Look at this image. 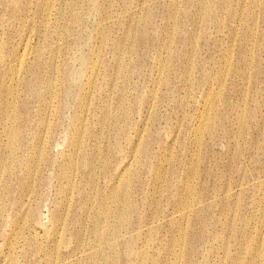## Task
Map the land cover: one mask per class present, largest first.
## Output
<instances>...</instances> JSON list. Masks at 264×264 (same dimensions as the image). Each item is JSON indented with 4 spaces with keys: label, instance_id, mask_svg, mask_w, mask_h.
Instances as JSON below:
<instances>
[{
    "label": "rangeland",
    "instance_id": "374dc122",
    "mask_svg": "<svg viewBox=\"0 0 264 264\" xmlns=\"http://www.w3.org/2000/svg\"><path fill=\"white\" fill-rule=\"evenodd\" d=\"M75 1L0 6V34H12L0 36L3 54L27 40L32 62L41 45L56 92L71 50L79 71L61 127L49 96L44 128L19 131L30 108L19 109V87L5 109L13 81L0 66V120L12 117L0 127L12 129L0 137V264H264V0ZM36 135L43 158L32 171ZM123 159L129 179L119 181ZM110 187L126 191L130 213L115 214V240L98 243L89 219L115 209Z\"/></svg>",
    "mask_w": 264,
    "mask_h": 264
},
{
    "label": "bare ground",
    "instance_id": "6f19581e",
    "mask_svg": "<svg viewBox=\"0 0 264 264\" xmlns=\"http://www.w3.org/2000/svg\"><path fill=\"white\" fill-rule=\"evenodd\" d=\"M75 1V0H74ZM122 1V0H121ZM125 2V1H124ZM128 2V1H127ZM144 2V1H143ZM149 2V1H148ZM21 3V2H20ZM74 3V2H73ZM75 3L77 4V2L75 1ZM114 3V2H113ZM114 4H116V3H114ZM143 4V3H142ZM4 5H5V2H4V0H0V6H1V8L2 7H4ZM75 5V4H74ZM118 5V4H117ZM129 5V4H128ZM147 5V4H146ZM114 6H116V5H114ZM113 6V7H114ZM76 7V6H75ZM127 7H129V6H127ZM127 7H125L126 9H127ZM131 7V6H130ZM144 7H145V4H144ZM129 9V8H128ZM134 9V8H133ZM75 10V9H74ZM19 11V10H18ZM129 11V10H128ZM2 12L3 11H1L0 12V20H1V16H2ZM4 13V12H3ZM72 13V12H71ZM126 13V12H125ZM132 13V12H131ZM136 13V12H135ZM103 14V13H102ZM72 15V14H71ZM104 15H106V14H104ZM109 15V14H108ZM130 15V14H129ZM132 15V14H131ZM134 15V14H133ZM73 16V15H72ZM72 16H70V17H72ZM140 16V15H139ZM231 16V15H230ZM21 17V16H20ZM23 17H25V15L24 16H22V18H19L18 20H16L18 23H20L21 21L20 20H22V19H24ZM100 17V16H99ZM136 17V16H135ZM141 17V16H140ZM103 19V18H102ZM110 19H112V18H110ZM143 19V18H142ZM134 20V19H133ZM133 20H132V22H133ZM141 21V20H140ZM74 22V21H73ZM136 22V19L134 20V22L133 23H135ZM70 23V22H69ZM74 24V23H73ZM69 25H71V24H69ZM136 25V24H135ZM3 26V24H0V28ZM16 28H17V26H16V24H13V25H11V30L14 32V33H16ZM133 28V27H132ZM131 28V29H132ZM134 29V28H133ZM68 32V31H67ZM105 32V31H104ZM132 32V31H131ZM111 34H113L112 32H111ZM123 34H125V33H123ZM0 36H2V37H5V38H7V39H9L10 40V37L12 36V34L9 36V34H8V30H7V32H3L2 34H0ZM70 36V35H69ZM76 36V35H75ZM73 37V36H72ZM103 37V36H102ZM71 38V37H70ZM13 40V39H12ZM74 40V39H73ZM26 41V43L24 44V47H23V52L21 53V54H18L17 53V55H16V52L14 51V49H13V46H12V49H11V51L8 53V55H6V54H3L1 51H0V66H5V68H4V80H6L7 78H9V77H11L12 79H11V81H13V85L12 86H7V94H8V100H6V102H5V109H8V111H11V110H14V109H16V105L18 104V102H17V92L15 93V91L14 90H18V88L20 87V88H23V90H22V92H23V96H24V98L21 100V103H20V108L19 109H21L22 111H25V110H27V109H29L30 108V112L27 114V115H25V117L23 118V120H22V127H21V125L18 127V130L20 131V130H25V129H27V128H30L31 130L32 129H34L35 131L36 130H38V131H40V130H42V128H44V126H45V120H44V116H45V112L47 113V111H46V105L48 104V102H47V99H48V97L49 96H51V100H53V99H60V102H59V108H58V113H59V116H60V118L58 119V122H56L58 125H60V127H61V125L62 124H60L61 122H62V117H63V111H64V109H65V107H66V103H67V100H65L66 99V95H68V93H69V90H70V88H71V86H73L72 84H74V85H76V81H77V79L79 78V71H77L75 68H74V63H75V61H77V56H76V49L75 50H71V56L68 58H66V61H65V67H63V70L60 72V78H59V84H60V89H59V92H56V88L54 87V89H52V87L53 86H55V84L51 87V84H53L52 82H53V74H54V71H56V72H58V68H57V70H54V66L53 65H55V64H52L51 62L50 63H45V64H43V61L44 60H42L41 59V45H38L37 46V48H35V50H36V59L35 60H33L32 62H29L28 61V58H29V55L30 54H34L33 53V50H32V48H30L29 47V41H27V40H25ZM103 42V41H102ZM19 45V44H18ZM69 45V44H68ZM71 45V44H70ZM69 45V46H70ZM125 47V46H124ZM70 50V49H69ZM112 51V50H111ZM110 51V52H111ZM132 52V51H131ZM68 53V52H67ZM93 53V52H92ZM12 55V57L14 58L13 60H11L10 59V57L9 56H11ZM69 56V55H68ZM55 58V57H54ZM53 60V59H52ZM123 60V59H122ZM55 61V60H54ZM53 61V62H54ZM97 62V61H96ZM100 62V61H99ZM123 62H126V64H127V61L124 59V61ZM122 63V62H121ZM109 64V63H108ZM124 64V63H123ZM89 65V64H88ZM104 65V64H103ZM113 66H115V65H113ZM107 67V66H106ZM112 67V66H111ZM117 67H118V65H117ZM121 68H123L122 66H120ZM125 67V66H124ZM127 67V66H126ZM116 68V67H115ZM105 69V68H104ZM107 70V69H106ZM121 70H123V69H121ZM89 71L91 72V75H89V77H88V79H87V81H86V83L83 85L84 86V88L86 89V94H89L91 97H93V95L94 94H92V91H93V89L95 88V86H96V80L94 79L95 78V76H92V73H94V67L93 66H91V67H89ZM123 71H125V70H123ZM55 72V73H56ZM89 73V72H88ZM128 73V72H127ZM126 73V74H127ZM124 74H125V72H124ZM57 75V74H56ZM55 75V76H56ZM87 75V74H86ZM119 75H120V71H119ZM125 76V75H124ZM123 76V77H124ZM84 77H85V75H84ZM58 78V77H57ZM128 78V77H127ZM97 79V78H96ZM125 79V78H124ZM126 80V79H125ZM79 81V80H78ZM54 82H56V81H54ZM80 82V81H79ZM136 88V87H135ZM138 88V87H137ZM19 91V90H18ZM21 91V90H20ZM94 92V91H93ZM21 94V93H20ZM85 94V95H86ZM28 96V97H27ZM10 97V98H9ZM80 97H81V95H80ZM28 98V99H27ZM29 98H31V100L33 99V98H36L37 100H38V102H39V105L38 106H33L32 105V102H30L29 101ZM87 98V96H85L84 97V99H86ZM81 99V98H80ZM123 100V99H122ZM37 102V103H38ZM50 103V102H49ZM84 103V102H83ZM83 103L81 102V104L79 103V105L80 106H82L83 105ZM37 107V108H36ZM104 108V107H103ZM78 111V110H77ZM109 111V110H108ZM33 113H34V115H33ZM101 113H102V116L103 117H105V118H107L106 116L107 115H105L102 111H101ZM0 114H1V112H0ZM15 116V115H14ZM33 116H34V118H33ZM102 116L100 117V119L99 120H104L103 118H102ZM12 119V117H3V118H1V120H0V127H2V128H4L7 124H8V122L10 121ZM111 119V118H110ZM50 120V119H49ZM80 121H81V117H79V120L77 121V126L79 125V123H80ZM74 122H76L75 120H74ZM113 122L114 123H116V122H118L117 121V119L115 118L114 120H113ZM100 123V122H99ZM53 125V124H52ZM110 125V124H109ZM117 125H118V123H117ZM57 126V125H56ZM104 126V125H103ZM116 126V125H115ZM119 126V125H118ZM105 127V126H104ZM117 127V126H116ZM115 128V127H114ZM103 130V129H102ZM10 131H12V129H7V130H0V137H1V135L4 133H8V132H10ZM41 134V133H40ZM142 135V134H141ZM101 136V135H100ZM100 138V137H99ZM116 138V137H115ZM36 139H37V135L34 137V139H33V144H32V146H31V149L32 150H34V149H37V151H38V146L41 144V142L39 143V145L37 146V144H36ZM26 140H27V138H26ZM25 140V141H26ZM95 141V140H94ZM114 142H116V139L114 140ZM37 143H38V140H37ZM41 145H43V144H41ZM114 145V148H116V144L114 143L113 144ZM45 146V145H44ZM49 149V148H48ZM48 149H47V151H45V152H48ZM94 151H96V149L95 148H91V150H90V154L92 155L93 154V152ZM137 151V150H136ZM39 152V151H38ZM101 152V151H100ZM99 152V153H100ZM43 152H41V150H40V152H39V154H38V157H37V160L34 162V166H33V168L31 169L32 171H37L38 170V167H40V165L38 166L37 164H38V161H40V158H41V154H42ZM99 153L98 154H96V155H99ZM50 155H51V153H49ZM134 154V153H133ZM136 154L137 153H135L134 155V158L136 157ZM44 155H45V153H44ZM51 157V156H50ZM50 157L48 158L49 160H50V162H53V159H50ZM43 158V157H42ZM41 158V159H42ZM77 160V159H76ZM128 161V160H127ZM41 163V162H40ZM127 162L126 161H124V159L123 160H121L120 161V163L118 164V169H119V167H121L120 168V170L121 171H119V172H116V174L117 175H114V176H116L115 178L116 179H118L119 181H121V180H128L129 179V177H128V174H129V168H130V163H129V161H128V163L126 164ZM49 164V163H48ZM115 165V164H114ZM38 166V167H37ZM45 168V167H44ZM53 168V167H52ZM48 169V168H47ZM47 169H45L46 171H47ZM93 172H95V171H93ZM103 173H104V169H103V171H102ZM37 173V172H36ZM51 175V174H50ZM87 175V174H86ZM103 175V174H102ZM112 175V174H111ZM42 176V175H41ZM105 176V175H104ZM57 178V180L59 181V183H62V181H64V178L63 177H61V176H58V177H56ZM104 178V177H103ZM109 178V177H108ZM114 178V177H113ZM45 179V178H44ZM105 180H107V177H106V179ZM115 180V179H114ZM43 181V180H42ZM41 181V182H42ZM104 181V180H103ZM40 182V183H41ZM44 182V181H43ZM58 183V184H59ZM106 183V182H105ZM42 184V183H41ZM30 185V184H29ZM59 185H61V184H59ZM185 187V186H184ZM183 187V188H184ZM118 189V188H117ZM178 189V188H177ZM110 195H111V198H110V196L108 195L107 197V199L108 200H110V199H112V201L113 200H115L114 201V203H115V206H114V210H113V207L112 208H110V206L111 205H106L105 206V208H104V212L106 213V215L105 216H103V217H100V215L99 214H97V215H95V216H93V217H91V219H89L90 220V222L95 226V227H97V226H99V228L97 229V230H94L93 232H92V234H91V238L93 239V240H97V242L98 243H100L102 240H110V238H112V240H115V238H114V236H113V233H111V232H114V233H116V229L114 228V227H116V223L118 224L119 222H117V221H114V219L112 218V217H114V215L115 214H118V216L120 215L121 216V214H122V216L120 217L121 219H122V217L124 216H128L127 214H126V212H128V213H130L129 212V210H130V208H131V205H126L125 203H124V201H125V199H126V197H123V196H125L126 195V191H125V193H123L122 194V191L124 190H120L121 192V194H119V192L116 190V188L115 187H113L112 189H111V187H110ZM181 190V189H180ZM187 190V189H186ZM41 190L39 189V194H38V198L37 199H39V204L40 203H42L43 202V197H42V194H41V192H40ZM55 191H57V190H55ZM32 192V191H31ZM29 193V192H28ZM56 193V192H55ZM57 195V194H56ZM59 196H60V194H58ZM120 196H122V198L124 199H121L120 198ZM97 197V196H96ZM15 201H16V205L17 206H22V200H21V198L20 197H16L15 198ZM101 201V200H100ZM99 201V202H100ZM112 201H110V202H112ZM189 202V201H188ZM187 202V203H188ZM102 201L100 202V207H102ZM182 204V203H181ZM114 205V204H113ZM112 205V206H113ZM126 205V206H125ZM187 205V204H186ZM35 206H36V204H35ZM39 206V205H38ZM37 206V207H38ZM29 207V206H28ZM180 207V206H179ZM187 207H189V205L187 206ZM39 208V207H38ZM35 209H36V207H35ZM34 209V210H35ZM129 209V210H128ZM37 210V209H36ZM128 210V211H127ZM174 210V209H173ZM178 210V209H177ZM33 211V210H32ZM120 214H119V213ZM171 212V211H170ZM39 213V212H38ZM33 214H35V212L33 211ZM37 214V213H36ZM177 214V213H176ZM169 215H170V213H169ZM175 215V214H174ZM174 215H171L172 217L174 216ZM129 216H131L130 214H129ZM36 217V220H34V222L36 223V225H40V215H37V216H35ZM123 217V218H124ZM43 218V217H42ZM118 218V217H117ZM130 219H131V217H129ZM34 219V218H33ZM80 219V218H79ZM113 219V220H112ZM132 220L133 219H131V222H132ZM123 221H124V219H123ZM123 221H122V223H123ZM141 221V220H140ZM33 222V223H34ZM43 223V222H42ZM140 223V222H139ZM124 225H125V223H124ZM143 225H145V224H143ZM107 226H109V233H110V235H107L103 230H104V228L105 227H107ZM123 226V225H122ZM131 226V225H130ZM120 227V226H119ZM117 228V227H116ZM123 228V230H124V227H122ZM116 230V231H115ZM136 231V230H135ZM175 233H177L178 232V228H177V230H175L174 231ZM136 233L138 234V231H136ZM139 233H140V231H139ZM99 246V245H98ZM76 253H78L77 252V250L76 249H74L73 251H72V253H71V255H74V254H76ZM77 255V254H76ZM260 256V255H259ZM104 259H106V258H104Z\"/></svg>",
    "mask_w": 264,
    "mask_h": 264
}]
</instances>
